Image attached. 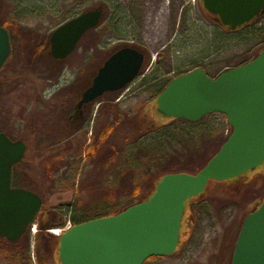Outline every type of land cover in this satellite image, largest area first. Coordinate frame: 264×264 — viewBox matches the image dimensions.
<instances>
[{
	"label": "rangeland",
	"instance_id": "374dc122",
	"mask_svg": "<svg viewBox=\"0 0 264 264\" xmlns=\"http://www.w3.org/2000/svg\"><path fill=\"white\" fill-rule=\"evenodd\" d=\"M99 5L105 8L101 22L52 74L39 55L30 58L32 43L46 40L70 15ZM208 14L202 0H0V23L19 19L11 32L12 55L0 71V129L26 143L15 168L18 178L42 198L39 213L23 234L33 264L39 228L46 258L50 264H61L58 236L52 230L61 231L72 223L71 215L82 216L93 206L103 215L123 208L132 201V189L145 187V174L148 177L159 165L194 173L218 150L231 129L220 112L209 113L212 116L200 124L203 130L212 123L216 128L212 136L202 134L197 143L191 136L173 138L165 149L168 158L149 157L157 146L137 149L134 145L158 128L182 126L176 118L157 112L156 100L150 98L153 88L140 85L143 75L172 78L199 64L213 77L244 63L250 55L249 44L239 41L238 32H229L231 27L219 25ZM258 16L260 24L264 12ZM124 44L144 53L140 73L122 90L97 97L93 108L99 111L94 117L90 114L82 127L70 126L62 107L68 109L75 96L64 95L78 89L77 83L84 84L107 55ZM56 110H61V118ZM142 116L149 127H155L147 135L138 132ZM108 123H113V131L97 150L89 155L82 152L91 136ZM157 148L164 152L162 146ZM263 199L264 161L229 180H210L201 194L185 202L175 251L144 264H230L242 220Z\"/></svg>",
	"mask_w": 264,
	"mask_h": 264
},
{
	"label": "water",
	"instance_id": "95a60500",
	"mask_svg": "<svg viewBox=\"0 0 264 264\" xmlns=\"http://www.w3.org/2000/svg\"><path fill=\"white\" fill-rule=\"evenodd\" d=\"M215 21L231 28L250 21L264 0H202ZM101 5L83 10L49 34L51 55L64 59L80 37L102 20ZM11 51L8 30L0 25V68ZM144 53L132 44L116 47L102 61L80 102L125 88L141 71ZM156 110L170 118L196 121L220 112L231 132L196 172H168L153 193L110 215L72 225L58 236L61 264H142L172 254L179 240L185 201L209 180H226L264 161V48L250 60L207 75L202 67L173 77L156 96ZM26 144L0 131V238L18 241L38 214L42 198L12 183L13 166ZM230 264H264V199L248 213L238 231Z\"/></svg>",
	"mask_w": 264,
	"mask_h": 264
},
{
	"label": "trees",
	"instance_id": "16d2710c",
	"mask_svg": "<svg viewBox=\"0 0 264 264\" xmlns=\"http://www.w3.org/2000/svg\"><path fill=\"white\" fill-rule=\"evenodd\" d=\"M20 11L23 12L24 10L21 9ZM43 12H45L44 9L40 11V13H43ZM74 14H72V15H74ZM72 15H70V16H72ZM258 17H260V16H257V17L251 19L250 21H248L244 24L238 25L233 29L232 28L228 29L229 32H231V31L238 32L237 35L240 39L239 41H242L243 43L249 44V47L246 50V53H248V52H251V53H250V55H248L246 57L244 62H246L249 59L256 56L257 53L261 49L264 48V21L260 22V24H259L258 23L259 20H257ZM18 21H19V19L14 17V18L5 19L2 23H0V25L4 26L9 31L10 39L12 38L11 37L12 29H15V27H17L16 25H18ZM226 37L227 36L224 37L225 41H226ZM207 43H208V41H207ZM253 50H254V52H253ZM194 67H202L206 72V69L199 64L193 65V68ZM184 72L180 71L176 75H179V74L184 73ZM170 80H171V78L156 77V76H154V73H150V74L142 76L140 85L141 86L148 85V87L153 88V91H152V94L150 97L152 99V98H156L158 93L166 86V84ZM211 116H212V114H207V115L203 116L202 118H200L199 120H196V121H191V120H187V119H183V118H176L174 120H178V121L182 122V126H180L179 128L172 129V128H170V125L166 126L165 128H162V129L158 128V131L155 134L151 135L150 137H148L145 140H141V141H137V142L135 141L134 145L137 149L140 147L142 148L143 146H145V147H147V146H152V147L153 146H157V147L162 146V148L164 149V152L160 153L159 151H155V150H158V148L156 147L155 149H152V151H149V157H151L154 160H158V158H161V156H164V159L168 158L169 156L167 155V152L165 149L169 143H172L174 141L173 138L185 139V138H187V137L189 138L191 136L190 137L191 141H193L195 139L193 142L197 143L201 139L202 134L203 135L209 134L212 136V133H213L212 131H214L216 129L212 123H210V124L208 123V125H204L203 130H202V127L200 126V124L206 118L209 119ZM116 122L117 121H115L114 123H116ZM137 122L139 123L138 124V126H139L138 132H140V134H142V135H147V134L151 133L153 131V129L155 128V127H149L147 125V123H145L146 122L145 116L140 117ZM226 125L229 126L228 122H226ZM113 127H114L113 123H108V124L104 125L103 128L99 132H97V134L95 136L94 135L91 136L90 141L83 146L82 152H85V154H87V155H89V153H91V152L92 153L95 152L97 150V147L99 146V143L105 141V139L111 134V132L113 131ZM175 133L176 134L178 133V134L175 135ZM226 137L225 136L222 137L221 143L219 144V146L226 139ZM151 153L154 155H150ZM158 167L160 169H158V170L156 169L154 172H151L150 174H148V177L145 174V178H146L145 187H142L139 190H137L138 188L132 189V191L130 193L132 201H131V203H129L125 207H123V208L117 207L116 209H113L111 211H107L103 215V214L97 213L99 210L98 209L99 207L96 208L95 206H93V207H90L88 210H86L84 212V214H82V216L74 217L73 215H71L72 223L76 224V223H80V222H83V221H86V220H89L92 218L110 215V214H115V213L123 210L124 208H126L127 206H129L133 203L147 199L153 193L155 186H156L158 180L161 178V176L165 173H168V172H174L173 170H171L170 166L169 167L167 166V168H166V166H163V164H161ZM12 182H13V185H15V186H22L25 188H29L27 186V184H25L24 180L21 181L18 178V172L16 171L15 165L13 167ZM201 193H199V194H201ZM197 195H195V196H197ZM49 235H51V234H49ZM39 238H40V231H38L36 236H35L36 242H35V248L33 251L36 264H50V262L48 261V259L45 256L43 248L39 242ZM26 240L27 239L25 238L24 235L16 242H9L5 238H0V264H33L32 259H31V252L29 250V246H28ZM154 257H158V256H152V257L148 258L147 260L154 258Z\"/></svg>",
	"mask_w": 264,
	"mask_h": 264
},
{
	"label": "flooded vegetation",
	"instance_id": "af4514ba",
	"mask_svg": "<svg viewBox=\"0 0 264 264\" xmlns=\"http://www.w3.org/2000/svg\"><path fill=\"white\" fill-rule=\"evenodd\" d=\"M261 11H263L264 12V7H263V9L261 10ZM260 11V12H261ZM80 12H82L81 10H80ZM80 12H78V13H80ZM208 12V11H207ZM260 12L255 16V17H257L258 15H260ZM78 13H76V14H74V15H72L71 17H74V16H76ZM209 14H208V17H210L213 21H215V17H217V15L216 14H212V13H210V12H208ZM254 17V18H255ZM253 19V18H252ZM215 22H217V21H215ZM219 23V22H218ZM219 24H221V23H219ZM228 27V26H227ZM91 29H89V30H87L81 37H80V39L78 40V42L85 36V34H88V32L90 31ZM78 42H77V44H78ZM10 44H11V51H10V54H9V56H8V58L6 59V61H5V63L3 64V66L0 68V71L4 68V66H5V64L7 63V61L10 59V57H11V55H12V52H13V44H15L13 41H10ZM29 44H31V43H29ZM33 44H35L34 45V47L32 46ZM76 44V45H77ZM31 46V47H30ZM29 47L32 49L31 50V52L29 51V56H30V58H35V56L36 55H39V58H41L42 60H43V62H44V64L46 65V66H48V69H49V74H52L53 73V70H55L56 68H58V66H61L62 65V63L65 61V59H67L72 53H73V51L75 50H73L71 53H69V55L67 56V57H65L64 59H60V58H56V57H54V56H52L51 55V52H50V42H49V36L47 37V39L46 40H39V41H37V42H35V43H32L31 45H30ZM24 50H26V48H23ZM30 50V49H29ZM95 73L96 72H94L91 76H89L87 79H86V81H85V83L83 84H81V83H77L76 85H75V87L76 88H80L81 90H78V89H76V90H74V95H73V93L71 92L70 94H67V95H64V97L65 96H68V95H70V96H75V98H74V102H72L70 105H69V108L68 109H64V107H62V111L63 112H65L66 114V118L68 119V122L70 123L69 125L71 126H78V125H81V127H82V125L85 123V122H87L88 121V119H89V117H90V114L91 115H93V117L97 114V112L99 111V109L97 108V109H95L94 110V108H93V104L95 103V101L97 100V98H95V99H92V100H90V101H87V102H80V100H81V98H82V94H83V92L85 91V89L91 84V82H92V78H93V76L95 75ZM76 91V92H75ZM72 94V95H71ZM42 100V99H41ZM61 110H56V112L58 113L57 115V117L58 118H61V116L59 115V112H60ZM93 111H95V112H93ZM60 121V120H59ZM0 131H3L8 137H10L9 135H8V133L6 132V131H4V130H1L0 129ZM92 133V132H91ZM11 138V137H10ZM12 139V138H11ZM88 141H90V139L88 140ZM25 143V142H24ZM26 144V143H25ZM193 203V202H192ZM195 203V202H194ZM191 206H192V204L190 205V209H191ZM253 211V210H252ZM40 232L42 231V229L41 228H39L38 229ZM38 232V231H37ZM47 236L48 237H51L50 238V240L51 241H55L54 240V238H53V236L52 235H49V234H47ZM47 236H44V240H47ZM51 246V245H50ZM51 251H52V247H51Z\"/></svg>",
	"mask_w": 264,
	"mask_h": 264
},
{
	"label": "built area",
	"instance_id": "2783aa9c",
	"mask_svg": "<svg viewBox=\"0 0 264 264\" xmlns=\"http://www.w3.org/2000/svg\"><path fill=\"white\" fill-rule=\"evenodd\" d=\"M69 226H70V223L68 222V224L64 225V227H62V229L64 230V229L68 228ZM56 231L58 232L59 230H56Z\"/></svg>",
	"mask_w": 264,
	"mask_h": 264
},
{
	"label": "bare ground",
	"instance_id": "6f19581e",
	"mask_svg": "<svg viewBox=\"0 0 264 264\" xmlns=\"http://www.w3.org/2000/svg\"><path fill=\"white\" fill-rule=\"evenodd\" d=\"M209 182V181H208ZM205 188H206V186H205Z\"/></svg>",
	"mask_w": 264,
	"mask_h": 264
}]
</instances>
